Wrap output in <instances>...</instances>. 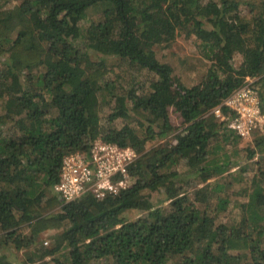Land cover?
Listing matches in <instances>:
<instances>
[{
  "label": "trees",
  "instance_id": "1",
  "mask_svg": "<svg viewBox=\"0 0 264 264\" xmlns=\"http://www.w3.org/2000/svg\"><path fill=\"white\" fill-rule=\"evenodd\" d=\"M179 37L192 83L156 54ZM250 79L264 117V0H0V264H264V131L211 114ZM98 139L135 151L129 186L63 202ZM242 151L254 171L219 183Z\"/></svg>",
  "mask_w": 264,
  "mask_h": 264
},
{
  "label": "built area",
  "instance_id": "2",
  "mask_svg": "<svg viewBox=\"0 0 264 264\" xmlns=\"http://www.w3.org/2000/svg\"><path fill=\"white\" fill-rule=\"evenodd\" d=\"M255 79H250L230 97L211 110V114L244 139H249L251 131L263 129L264 117L259 108V96L254 87ZM226 108L228 113L224 115ZM137 158L130 147L96 140L88 153L77 152L65 157L55 191L63 202H70L85 193L102 198L106 193H116L129 186L127 168Z\"/></svg>",
  "mask_w": 264,
  "mask_h": 264
},
{
  "label": "rangeland",
  "instance_id": "3",
  "mask_svg": "<svg viewBox=\"0 0 264 264\" xmlns=\"http://www.w3.org/2000/svg\"><path fill=\"white\" fill-rule=\"evenodd\" d=\"M156 54H157V57L161 61L168 62L169 64L174 65L176 73L177 74L180 73L179 75L183 74L182 72H185L184 70L181 69L182 61L184 59H187L191 55H193L195 57L198 56V54L196 53L194 40L193 39H187V38H184V37H179L176 40V42L173 43L166 50H162V49L156 48ZM233 62L235 64H238L240 62V57L239 56H235L233 58ZM182 76H184V78L186 79L187 83H192L193 82V81H191V77L189 75L183 74ZM170 120H171V123L175 127H180L181 119L176 113L172 112V110L170 111ZM262 130L264 131V129H262ZM247 141L248 140H244L243 143H240L238 146H236V148L240 149L244 145H249V144H247L248 143ZM164 142H165V140H161V141H158L156 143L149 142V143H147V150H149L152 147H156L158 145H162V144H164ZM245 155H246V152L242 151V152H240V155L238 154L237 156H234V158H238V160H241V162L238 161L237 165H233V167L231 168L230 171H228L227 173H224L221 177H218L217 180H218L219 183L226 184L224 179H225L226 176H228V175L230 176V174L236 175L238 173V174H242L245 177L251 175V173L254 171V166L251 165V161L244 160L245 158L241 157V156H245ZM236 162H235V164H236ZM181 175L183 177H186V176L187 177L188 176L191 177V173H189L186 170L181 171ZM239 187H240L239 184L233 183L232 188L227 186L226 192L229 193L231 191H236V190L239 189ZM163 198H164V194H163L162 190H159L158 192L150 194V199L153 200L156 204H158V202L162 201ZM238 200H239L238 201L239 203H244L245 202L243 198L238 199ZM230 207H231V205L229 206V208ZM229 208H228V211L225 213L226 215H224L225 218H227V219L233 217L234 214H235L234 212L230 211ZM138 215H139L138 212L130 211V212L125 214V217L127 219H129V220H133ZM51 235H52V233H45L43 235V237H41L43 245L48 246V247L51 246V243H52V239L50 238ZM9 259H10L11 262L15 263V260H14L13 256H11ZM48 264H52L51 261H48Z\"/></svg>",
  "mask_w": 264,
  "mask_h": 264
}]
</instances>
